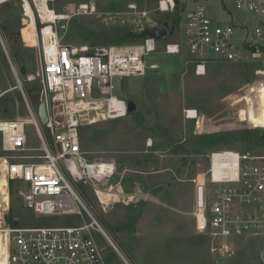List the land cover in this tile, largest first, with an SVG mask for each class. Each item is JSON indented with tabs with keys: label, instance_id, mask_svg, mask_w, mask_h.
<instances>
[{
	"label": "rangeland",
	"instance_id": "1",
	"mask_svg": "<svg viewBox=\"0 0 264 264\" xmlns=\"http://www.w3.org/2000/svg\"><path fill=\"white\" fill-rule=\"evenodd\" d=\"M84 1L64 0L54 8L62 12L64 5ZM156 1L94 0L95 13L73 17L59 36L75 47L139 43L138 35L152 28L131 13L128 5L148 12L149 20L159 25L162 15L154 11ZM211 4L218 5L216 1ZM21 18L20 0L0 3L1 120L26 119V103L36 113L40 104L38 80L28 81L38 72V52L23 45ZM233 21L252 25L246 14L235 13ZM182 28L181 23L178 30ZM178 30L158 41L156 53L147 57L148 64H157L156 70L143 77L115 80L114 95L133 102L135 110L122 119L80 128L81 150L90 160H115L112 184L118 183L119 190L132 200L100 204L92 188L81 182L75 190L87 212L36 215L23 206L19 191L25 185L7 183L0 167V196H5L7 186L9 197L4 217L7 227H75L95 221L130 264H212L208 240L196 230L192 216L190 180L207 169L211 152L234 150L264 156V54L240 63L208 61L205 74L199 77L189 54L163 53L167 41L182 42ZM190 110L196 112V119L186 117ZM45 135L56 154L50 135L46 131ZM26 138L30 150L22 161L41 162V144L32 126H26ZM202 223L199 216L198 225ZM94 237L106 263L123 264L102 234L94 233ZM263 243L264 235L241 240L240 263L261 264Z\"/></svg>",
	"mask_w": 264,
	"mask_h": 264
},
{
	"label": "built area",
	"instance_id": "2",
	"mask_svg": "<svg viewBox=\"0 0 264 264\" xmlns=\"http://www.w3.org/2000/svg\"><path fill=\"white\" fill-rule=\"evenodd\" d=\"M20 1V38L27 47L22 32L35 37L39 60L38 72L28 81L37 79L41 86L39 100L45 105L46 121L42 123L27 103L26 119H0L1 175L7 183L25 185L19 191L23 206L36 215L87 212L75 190L81 182L92 188L100 204L132 200L119 190L118 183L112 184L117 173L115 160H90L81 150L80 128L128 115L127 103L113 93L115 80L143 77L156 70L157 64H148L147 57L156 53L158 41L147 37L119 46L68 45L62 42L59 30L75 16L94 14V0L66 4L62 12L54 5L64 0ZM212 1L218 5H210ZM128 9L152 29L157 26L149 20L148 12L138 11L134 4ZM154 11L162 15L159 25L172 21L166 18L179 12L173 35L182 23V31L178 30L182 42L167 41L163 53L189 54L196 76L205 74L211 60L240 63L264 54V0H157ZM235 13L249 15L252 25L235 23ZM185 114L187 117L188 111ZM26 126L34 128L41 144V162L22 161L30 150ZM45 131L56 154L47 144ZM207 158V169L190 180L196 230L208 240L212 264H241L240 241L264 235V156L219 150ZM8 198L6 186L5 196H0V264H108L94 233L104 236L123 264H130L95 221L75 227H7Z\"/></svg>",
	"mask_w": 264,
	"mask_h": 264
},
{
	"label": "water",
	"instance_id": "3",
	"mask_svg": "<svg viewBox=\"0 0 264 264\" xmlns=\"http://www.w3.org/2000/svg\"><path fill=\"white\" fill-rule=\"evenodd\" d=\"M175 26H176L175 22L170 20L165 21L161 25H157L156 27H154L150 31L149 37L155 39L156 41L165 39L168 36L171 37L174 34ZM134 110H135V104L133 102H127L128 113H132ZM37 116L42 123L46 121L45 105L42 102L38 105ZM259 258L261 264H264V243L262 245L261 251L259 252Z\"/></svg>",
	"mask_w": 264,
	"mask_h": 264
},
{
	"label": "bare ground",
	"instance_id": "4",
	"mask_svg": "<svg viewBox=\"0 0 264 264\" xmlns=\"http://www.w3.org/2000/svg\"><path fill=\"white\" fill-rule=\"evenodd\" d=\"M4 0H1L0 1V3H2ZM41 9L43 10V11H45L46 9H47V5L43 2L42 3V5H41ZM34 26V23H33V21H32V25H31V27H33ZM23 36H24V38H25V40L27 41V43H28V45H27V47H35L36 46V39H35V37L34 36H31V35H27V33H26V31L24 30L23 32ZM187 118H189V119H196L197 118V114H196V112L195 111H193V110H190V111H188V116H187Z\"/></svg>",
	"mask_w": 264,
	"mask_h": 264
},
{
	"label": "trees",
	"instance_id": "5",
	"mask_svg": "<svg viewBox=\"0 0 264 264\" xmlns=\"http://www.w3.org/2000/svg\"><path fill=\"white\" fill-rule=\"evenodd\" d=\"M179 12L177 11L175 15H172L170 17H167L166 19H171L173 22L178 23L179 22ZM150 30H145L142 33L138 35L141 41L149 37Z\"/></svg>",
	"mask_w": 264,
	"mask_h": 264
}]
</instances>
